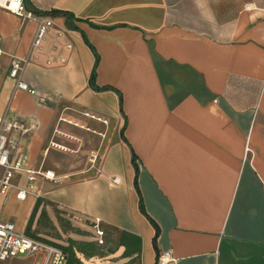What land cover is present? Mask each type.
Returning <instances> with one entry per match:
<instances>
[{
    "label": "crops",
    "instance_id": "1",
    "mask_svg": "<svg viewBox=\"0 0 264 264\" xmlns=\"http://www.w3.org/2000/svg\"><path fill=\"white\" fill-rule=\"evenodd\" d=\"M232 2L244 6L225 27L195 0H24L29 17L0 5V125L15 124L26 167L55 176L16 173L25 197L14 187L0 197V219L24 231L39 196L32 222L43 211L63 221L57 241L79 260L63 264H157L134 152L167 264H264V0ZM49 9L71 12L78 29ZM81 31L99 54L95 83L121 91L124 114L115 90L90 87L95 57ZM11 56L33 92L8 75Z\"/></svg>",
    "mask_w": 264,
    "mask_h": 264
},
{
    "label": "built area",
    "instance_id": "2",
    "mask_svg": "<svg viewBox=\"0 0 264 264\" xmlns=\"http://www.w3.org/2000/svg\"><path fill=\"white\" fill-rule=\"evenodd\" d=\"M0 5L17 15L26 17L32 15L31 11L25 9L24 0H0ZM50 21V19H46L39 22L34 43H38ZM1 52L2 48L0 46V54ZM20 68L21 60L16 56H11L8 75L15 79V85L18 88L33 92L34 89L18 77ZM14 126L15 124L12 121H7L5 124L0 125V197H5L9 190L14 187L16 197L22 199L25 197L26 187L19 186L14 181L16 173L24 171L28 180L33 179L36 174L42 175L47 179H55V176L50 170H44L39 167H26L21 157L14 154L15 140L8 135V130ZM91 224L94 227L97 242L100 244L104 243L105 228L100 217H93ZM42 249H44L42 264L64 263L66 254L61 248L48 244L35 236L25 234L23 230L16 227L12 220L0 219V264H3L10 257L27 252H38ZM167 258V256L159 254L156 262L157 264H167Z\"/></svg>",
    "mask_w": 264,
    "mask_h": 264
},
{
    "label": "trees",
    "instance_id": "3",
    "mask_svg": "<svg viewBox=\"0 0 264 264\" xmlns=\"http://www.w3.org/2000/svg\"><path fill=\"white\" fill-rule=\"evenodd\" d=\"M42 12H45V13L46 12L58 13V14L64 15L65 18H66L67 25L69 27H71V28L78 29L76 24L73 22L72 13L67 11V10H64V9H49L47 11H42ZM81 33H82V36H83V39H84L85 43L90 47V49L92 50V52L94 54V57H95L91 72H90L89 77H88V82H89L90 87L93 88V89H96V90L104 89V88H111V89L115 90L117 92V94H118L119 108H120L121 112L124 114V112L122 110V94H121V91L119 89H117L115 86H112L110 84L97 85L95 83L96 64H97L98 59H99V54L96 51V49L94 48V46L92 45V43L89 41V39L86 37L85 33L83 31H81ZM122 132H123V126L121 127V134H122ZM135 157H136V154L134 152H132L131 162L133 163L134 168H135L133 182H134V186H135V188H136V190L138 192V207H139V210L146 216V218L150 221V223L154 227V233L152 235V245H153V248L156 251V256H157V254H158L157 236H158V233H159V225L153 219V217H151L144 209L142 196H141L140 190L138 188V184H137V170H138V167H137V164L135 162ZM40 201H41V197L38 196L36 198V200H35V203H34V206H33L32 210H31V213H30V216L28 218L27 224H26V226L24 228V232L27 235L34 236L30 232V227H31L32 220H33V218L35 216V213L37 211V208L39 206ZM35 237L39 238L40 240H42V241H44L46 243L55 245V246L61 248L65 253H67L66 254L67 259L65 261L66 263L67 262H72V261H75L76 263L79 262L78 258L75 257L74 252H73V250L71 248L70 240H69V243L63 244V243H60L58 241H52V240H50L48 238H45V237H40V236H35Z\"/></svg>",
    "mask_w": 264,
    "mask_h": 264
},
{
    "label": "rangeland",
    "instance_id": "4",
    "mask_svg": "<svg viewBox=\"0 0 264 264\" xmlns=\"http://www.w3.org/2000/svg\"><path fill=\"white\" fill-rule=\"evenodd\" d=\"M195 1L197 2V6L199 8L205 10L207 20L212 22L214 18H217L223 27L228 24L229 20L233 17L236 11L244 6L234 3L232 0ZM7 207L8 206H6V204L2 207L0 206V218L6 217L7 210L9 209H6ZM57 222L53 224L52 221L48 219L44 211L40 212L36 216L35 223H31L30 232L34 236L45 237L52 241H57V238L61 237L60 232L63 231L62 224H64L63 221H60V223Z\"/></svg>",
    "mask_w": 264,
    "mask_h": 264
}]
</instances>
